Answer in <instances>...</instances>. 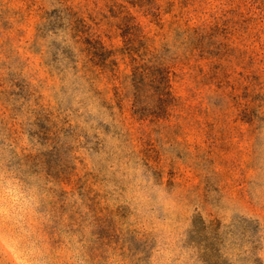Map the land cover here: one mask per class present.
Masks as SVG:
<instances>
[{"label":"rangeland","instance_id":"374dc122","mask_svg":"<svg viewBox=\"0 0 264 264\" xmlns=\"http://www.w3.org/2000/svg\"><path fill=\"white\" fill-rule=\"evenodd\" d=\"M0 165L41 264H264V0H0Z\"/></svg>","mask_w":264,"mask_h":264},{"label":"clouds","instance_id":"9594fccd","mask_svg":"<svg viewBox=\"0 0 264 264\" xmlns=\"http://www.w3.org/2000/svg\"><path fill=\"white\" fill-rule=\"evenodd\" d=\"M38 199L35 189L3 165H0V252L7 250L12 255V264H41L37 258L40 249L35 209ZM5 225L19 231L13 236L6 232ZM36 236L35 240L26 238Z\"/></svg>","mask_w":264,"mask_h":264}]
</instances>
